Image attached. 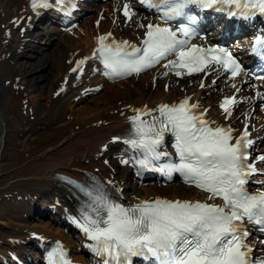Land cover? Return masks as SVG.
<instances>
[{"label": "bare ground", "instance_id": "6f19581e", "mask_svg": "<svg viewBox=\"0 0 264 264\" xmlns=\"http://www.w3.org/2000/svg\"><path fill=\"white\" fill-rule=\"evenodd\" d=\"M124 3L130 5L131 19L120 9L114 13L115 2L108 1L102 3L92 16H86L74 35L69 33L70 30L64 31L59 23L52 25L46 20L36 24L41 15L39 9H32L31 0H0L1 260L19 256L25 251L26 243L44 246L51 240L62 246L76 264H90L95 260L92 255H84V243L93 241L87 239L73 219H79L81 215L80 200L54 175L56 171L83 180L86 176H97L110 197L127 207L159 197H208L202 190L179 181L165 185L160 182L126 185V176L136 175L137 182H141L139 175L129 167L133 150L123 143L125 134L132 128L129 117L136 114L134 109L145 106L156 109L160 104L190 94L192 100L210 104L208 113L212 118L240 125L250 119L246 105L258 108L260 98L249 93L264 92V86L258 85L262 80L254 84L246 76L231 80L220 69L206 76L203 87L198 84L199 74L177 76L164 64L117 82L103 74L104 69L94 58L85 60L81 75L78 70L72 71L77 61L89 57L99 32L112 31L118 38L142 35L151 15L136 9L132 0ZM50 13L54 15L55 12ZM17 20L24 27L22 31L15 24ZM34 27L42 29L37 32L33 31ZM34 39L38 43L30 48L34 59L23 61L26 42ZM46 44L52 45L54 51L44 53L43 45ZM218 74L212 82V77ZM243 79L246 82L242 83ZM44 81L46 86L43 88L41 83ZM61 85H64L63 91H58ZM87 86L90 87L88 94H83L81 88ZM97 86L102 91L99 96L93 95L78 110L72 108L71 103L84 102ZM226 91H236L239 100L243 97L248 101L237 112L234 109L229 118L224 117V112L215 104ZM76 94L78 98L74 100ZM257 113L255 110L251 115V120L256 121L253 135H259L261 141L264 140V124ZM43 120L49 123L48 126L37 131L36 125ZM114 137L122 139L114 140ZM122 160L130 164L122 163ZM125 186L129 193L122 197ZM39 210L49 212L51 222L28 221ZM50 213L54 215L50 216ZM58 218L72 226L63 224Z\"/></svg>", "mask_w": 264, "mask_h": 264}, {"label": "snow or ice", "instance_id": "6c2138e0", "mask_svg": "<svg viewBox=\"0 0 264 264\" xmlns=\"http://www.w3.org/2000/svg\"><path fill=\"white\" fill-rule=\"evenodd\" d=\"M53 2L57 6L65 3L74 6V0ZM140 3L156 9L163 24L149 23L139 45L109 40L111 33L97 37L92 57L77 61L72 71H83L85 60L96 58L103 65L105 76L125 77L139 74L174 55L175 59H168L164 67L174 70L177 76L184 74L181 70L191 75L214 64L235 77L240 65L226 49L187 46L196 33L193 27L196 17L187 15L185 9L191 4L202 8L223 5L228 6L232 16L264 14V0H140ZM50 6L48 0H31L34 11ZM123 11L125 17L132 18L129 4L124 5ZM180 17L186 22L175 28L169 26V21ZM252 51L264 57V36L256 38ZM189 100L186 97L171 105L160 104L156 109L147 106L134 109L136 114L129 117L132 128L123 143L143 154L142 159L135 161L141 169L159 171L168 177L179 172L187 183L207 192L208 200L219 197L222 203L155 198L124 207L114 202L98 181L89 186L65 178L87 197L86 210H81L79 219H73L94 242L96 253L109 257L105 264L110 261L125 264L130 256L151 258L155 264H264V260L250 261L252 250L244 243L248 233L241 230L246 219L264 231V191L251 194L245 187L247 178L257 172L255 162H249L254 141L247 125L234 139L232 128L210 126L203 112L197 114L199 105ZM236 103L235 96L225 97L220 107L231 116V106ZM166 133L174 137L178 162L154 165L153 161L169 155L158 150ZM257 159L264 161V155ZM49 264L72 262L58 244Z\"/></svg>", "mask_w": 264, "mask_h": 264}, {"label": "rangeland", "instance_id": "374dc122", "mask_svg": "<svg viewBox=\"0 0 264 264\" xmlns=\"http://www.w3.org/2000/svg\"><path fill=\"white\" fill-rule=\"evenodd\" d=\"M95 13V10L93 11V13H92V15ZM91 15V16H92ZM85 19H83L82 20V22L81 23H83V21H84ZM42 22H37V24H41ZM48 24H46V26H47ZM41 29L42 28H40V27H34L33 28V31H37V32H40L41 31ZM45 37H48V34H45L44 35ZM27 44L28 45H26V49L24 50V57H23V61H25V60H27V59H34V57H31V53H32V50L30 49L33 45H36V44H38V43H36V40L34 39V40H29L28 42H27ZM52 45H49V44H46V45H43V47L45 48L44 49V53H50L51 51L53 52L54 50H53V47H51ZM29 51V52H28ZM46 75L47 76H49L47 73H46ZM117 82V81H116ZM148 82V84H149V81H147ZM46 81H44V83H41V85H42V87L44 88L46 85ZM152 88H154V86H152ZM100 92H102L99 88L98 89H95V92H93L92 94H90V95H88V99H86L84 102H82V103H80V104H75V105H73L72 103L70 104L71 106H72V108L74 109V110H78L80 107H82L83 105H85L91 98H93V95H94V97H96V96H99L100 95ZM91 95H92V97H91ZM74 100H76L75 99V97H74ZM242 103H245V102H242ZM74 106V107H73ZM78 107V108H77ZM44 121V120H43ZM42 121V122H43ZM48 124L49 123H47V121H44L43 123H39V124H37L36 125V129H37V131H42V130H44V129H46V126H48ZM44 125V126H43ZM43 126V127H42ZM263 143H264V141H263ZM112 154V156H113V153H111ZM128 179H130V181L132 182V180H133V177H131L130 176V178H128ZM127 179V180H128ZM129 183V182H127L126 183V185L128 186V185H133V184H135V183ZM125 190H126V186H125ZM128 190H129V187H128ZM127 191V190H126ZM128 193H129V191H127ZM28 221H46V222H48V219L47 218H40V219H38V220H36V219H29L28 218ZM49 223V222H48ZM62 228H64V227H62ZM28 247H26V251L28 250L27 249Z\"/></svg>", "mask_w": 264, "mask_h": 264}]
</instances>
